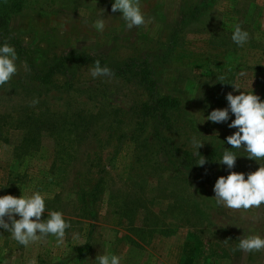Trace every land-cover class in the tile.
<instances>
[{"label":"rangeland","instance_id":"obj_1","mask_svg":"<svg viewBox=\"0 0 264 264\" xmlns=\"http://www.w3.org/2000/svg\"><path fill=\"white\" fill-rule=\"evenodd\" d=\"M114 2L0 0L9 14L0 46L14 43L18 57L17 74L0 86V196L40 192L41 220L59 211L71 225L59 246L49 235L25 247L0 228V264H97L104 254L120 264H264V251H233L240 238H264V205L228 211L211 199L219 177L247 179L261 165L227 143L234 114L203 122L228 107L229 92L264 102V0H140L146 23L132 29ZM100 18L102 32L92 26ZM236 24L250 35L243 47L231 39ZM74 53L109 68L147 63L155 94L173 100L161 109L168 122L137 117L148 98L136 71L94 79V65L65 63L45 80ZM193 136L204 141L200 155L218 151L210 164L180 169L184 180L172 156L195 158ZM225 149L237 155L232 169L218 162ZM100 180L89 215L79 196Z\"/></svg>","mask_w":264,"mask_h":264},{"label":"clouds","instance_id":"obj_2","mask_svg":"<svg viewBox=\"0 0 264 264\" xmlns=\"http://www.w3.org/2000/svg\"><path fill=\"white\" fill-rule=\"evenodd\" d=\"M117 11L122 13L121 18L128 29L146 23L140 0H115L112 4V12ZM92 26L102 32L105 28L104 19L95 20ZM231 39L237 46L243 47L249 41L250 35L236 24ZM17 59L14 47L8 43L0 46V86L11 81L17 74L18 68L15 63ZM25 69L27 70L26 65ZM89 71L94 79L98 77L110 79L114 76V72L107 66L102 67L99 60L94 62V66H91ZM240 75L244 73L241 72ZM216 78L217 81L223 82L226 76L219 75ZM231 84L235 86V90L240 89L235 83ZM226 100L227 108L212 110L203 122L206 119L213 123H225L229 120V113L234 114L235 119L228 124V127L237 131L226 138L227 143L232 149H243V153L249 159L258 161L261 166L255 172L248 173L247 179L244 173L234 171L227 177H219L213 189L215 195L211 199L215 201L217 207L228 211L259 209L264 205V164L261 163L264 161V102L252 92H241L239 95L229 92ZM38 103V98L33 99L31 106ZM203 142L195 136L191 139V145L195 149L193 155L199 157L196 162L198 166L206 163V159L198 151L203 146ZM236 157L234 152L225 149L218 162L232 169L235 167ZM44 212L45 199L40 192H34L31 196L22 195L19 198L12 195L0 196V228L9 232L13 240L25 247L42 241L49 235L56 238L58 246L64 243L66 229L71 227L70 223L64 220L63 214L59 211H52L46 220H41ZM16 216H19V219H16ZM74 238L78 236L74 234ZM237 250L248 253L264 251V238L259 235L240 238L238 245L233 249V251ZM96 261L97 264H120V257L113 254L97 255ZM28 264H37V262L31 259Z\"/></svg>","mask_w":264,"mask_h":264},{"label":"trees","instance_id":"obj_3","mask_svg":"<svg viewBox=\"0 0 264 264\" xmlns=\"http://www.w3.org/2000/svg\"><path fill=\"white\" fill-rule=\"evenodd\" d=\"M8 12H6V10H2L0 12V39L6 40L8 33L6 30L7 27V21H8ZM192 19V18H191ZM8 44L10 46L14 47V43L10 44L8 42ZM96 60L94 59H89L86 56L84 57L82 54H71L70 56H67L66 58H62L61 61H57V64L55 66H53L47 73V75H45V80H48L49 77L57 70L59 71L61 69V67L63 68L65 63L71 64V65H84L86 63H90L91 65H94V62ZM143 64V62H142ZM147 63L144 62V65H142L141 67H135L133 65V61H128L127 63H125V65H123L122 67H111L110 69L114 72V75L117 74L118 77H123L125 78L127 75H131L133 76V74L136 71V74L134 75L136 79L139 80V83H141L144 86V91L147 93L146 96L148 98V100L146 102H143L142 104H140L139 106L136 107V114L137 117L140 116V118L146 117L145 119H150L153 118L154 116H159L164 122L163 123H167L168 119L166 117V113L164 111H161L162 108H167L169 106H171V104L173 103V100L168 99L166 97H160L158 95L155 94V90H154V83L150 80V72L147 69ZM103 67V66H102ZM159 110L161 112H159ZM161 124V125H162ZM167 127V126H166ZM154 135L157 137H161L160 136V132H158L157 130L154 131ZM232 148V146H231ZM165 155H168V150L167 148L163 150ZM217 151L218 149H213L211 150L209 153L205 154V155H201L206 159V163L205 164H210L213 159L216 157L217 155ZM177 152V153H176ZM176 155L180 154L179 156L173 155L172 157H175L177 159H179V161L177 162V164L175 165L176 171L178 175H180L184 180L185 177L183 176V174L181 173L182 168H190V169H195L196 167V162L199 159V157L195 156V158H192L189 154L187 153H179L178 151H175ZM101 182L102 180H100V182H98L90 192L88 193H84L81 196H79V201L82 202L83 205V211L87 210V212H89V215H91V213H93V210L89 211L88 208V204H93L95 201L94 199L96 198L97 194L99 193V188L101 186ZM92 218V216H90ZM89 248V244H85L82 247L83 252L85 253L88 248Z\"/></svg>","mask_w":264,"mask_h":264}]
</instances>
